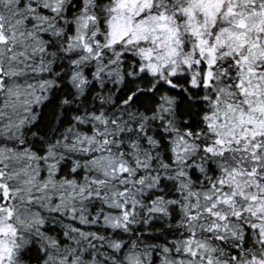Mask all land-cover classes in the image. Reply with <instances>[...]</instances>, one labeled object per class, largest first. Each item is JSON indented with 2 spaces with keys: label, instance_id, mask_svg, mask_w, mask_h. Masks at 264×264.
<instances>
[{
  "label": "snow or ice",
  "instance_id": "6c2138e0",
  "mask_svg": "<svg viewBox=\"0 0 264 264\" xmlns=\"http://www.w3.org/2000/svg\"><path fill=\"white\" fill-rule=\"evenodd\" d=\"M0 264H264V0H0Z\"/></svg>",
  "mask_w": 264,
  "mask_h": 264
}]
</instances>
